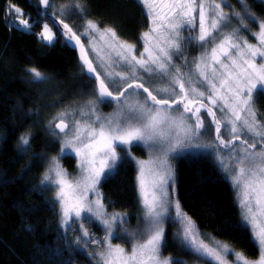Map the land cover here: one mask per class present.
I'll list each match as a JSON object with an SVG mask.
<instances>
[{
    "label": "snow or ice",
    "instance_id": "snow-or-ice-1",
    "mask_svg": "<svg viewBox=\"0 0 264 264\" xmlns=\"http://www.w3.org/2000/svg\"><path fill=\"white\" fill-rule=\"evenodd\" d=\"M137 2L148 9L151 21L150 30L144 32L141 37L144 41V51L139 54V57L133 45L118 42L119 38L114 29L106 28L100 31L95 22L91 20L86 22L85 35L93 32L99 34L101 38L107 36L118 42L117 46L120 51L117 55L124 62V67L118 72L106 71L105 76L108 80L106 83L93 66L92 61L88 59L80 36L72 30L68 23L56 17L55 10L49 12L53 7L50 0H39L43 11L37 8V15L53 18L54 23L62 25L59 30L61 35L66 37L67 42L72 44L75 41V45H79L86 71L98 82L97 101H115L124 109L115 118L107 119L95 126L86 122L82 125L80 121L73 120L70 138L66 131L68 129V124L65 122L67 113L59 114L56 120L50 123L49 127L53 129V135L58 136L59 133H64L61 154H64V149H71L81 161L82 175L74 183L67 179L65 171L55 158L53 166L42 181V183L57 185L55 199L60 208L61 227L67 232L72 229L73 224H78L80 236L77 237L75 243L80 244L81 237H83L84 245L87 246L92 241V237L85 223H90L93 218L98 220L106 229L107 248L104 253L100 254L102 264H183L182 261H174L170 257L162 258L161 256L165 218L168 216L171 203L166 186L169 182L173 187L175 185V170L167 157L169 153L183 151L185 147H216L215 144L202 145L198 142L201 136L200 130L205 128L200 115L201 109H204L211 117L215 140L219 141L220 146L229 148L236 141L244 145L239 150L240 155L236 157V170L232 174V180L234 186H240L242 226L251 232V238L259 250V258L256 261H250L226 244L214 242L216 246L209 247L208 244L199 240L194 223L181 211L178 201L175 202L173 219L184 222L183 238L190 248L201 256L215 261L216 264H228L227 255L229 253L235 258L233 264H264V124L256 119L254 101V94L264 95V20H260L251 12L246 0H238L249 20L258 26V31L252 33L257 40L254 44L243 37L240 29H234L229 34L222 35L219 24L221 21L228 20L221 6L223 0L220 3L211 0L207 8L205 0H199V3L198 0H161L159 4L155 0H137ZM74 8L78 13L83 12L79 3H76ZM197 9L199 10V34L196 39L201 43V47H204L206 41L209 44L216 41L217 38L213 36V32L221 38L198 58L195 67L199 79L194 83L191 77L185 80L180 74V69L171 64L170 49H175L176 53L181 52V45L177 39L180 35L179 28L182 25L195 27L194 13ZM208 9L211 10V17L208 16ZM8 11L16 15V27L21 31L31 32L34 25L39 23V20L30 23V17L23 18L24 14L21 9L15 5L10 4ZM63 11L61 10L62 14ZM235 15L240 17V25L247 29L244 17L240 16V13H235ZM206 23L209 26H206ZM161 28L164 29L163 32ZM39 37L48 45L53 44L56 38L47 23L42 24ZM209 37L211 39H208ZM153 48L156 51H153ZM222 57L226 58L227 62L221 59ZM141 70L150 76L154 73L161 76H172L171 92L168 89L157 90L158 93L161 91L169 93L167 98L163 96L158 98L153 94V91L142 82L143 76L138 75ZM28 71L34 81L44 80L43 73L37 68L33 67ZM109 83L114 90H110ZM197 84L201 85L204 90L197 87ZM140 93L146 94L143 103L139 100L133 104L128 103L129 97ZM204 99L208 103H205ZM89 103L92 105L90 113L95 115L96 102L90 101ZM177 105L179 107L175 110L180 115L173 116L168 110ZM209 105H218V110L224 113V116L218 118L213 107ZM186 113H191V116H186ZM192 117H195V123L188 124L186 121ZM96 120L100 121L101 118L96 116ZM222 120L225 121L230 133V139L227 141L221 135ZM165 124L179 128L183 132V138L178 135L175 142L169 138L167 143H164L165 133L161 126ZM55 129H59V132ZM242 135L251 137V142L249 139H241ZM185 139L189 141L188 144H185ZM30 140L31 134L28 132L19 137V144L25 153L30 151ZM133 141L159 145L156 151L162 153V156L138 162L139 190L146 209L145 218L148 221L147 238L144 242L134 245L131 255H127L123 248L119 245L113 246L111 243L113 225L116 222L123 224L126 221L119 214L105 215L97 185L101 178L109 179L118 174L119 165L124 158L117 153V147L126 151V157L135 159L127 150V146L132 145ZM257 144L260 145L259 149H257ZM233 152H236V149H233ZM218 159L221 164L225 163L219 154ZM146 171L152 176L151 193L145 180ZM90 192L95 193L96 199L88 198ZM52 264H57V262L53 260Z\"/></svg>",
    "mask_w": 264,
    "mask_h": 264
},
{
    "label": "trees",
    "instance_id": "trees-1",
    "mask_svg": "<svg viewBox=\"0 0 264 264\" xmlns=\"http://www.w3.org/2000/svg\"><path fill=\"white\" fill-rule=\"evenodd\" d=\"M50 3L53 7L49 12L55 10L56 17H64L65 23L80 35L91 20L102 29H114L121 41L141 46L143 33L151 27L148 9L137 0H50ZM76 3L82 6V13L74 8ZM246 3L256 17L264 20L262 0H246ZM10 4L24 12L23 18L30 17V23L39 20L31 32L16 27L17 17L8 11ZM10 4L9 0H0V264H52L53 260L57 264H93L75 244L74 237L62 229L53 191L42 181L52 159L61 151L60 136L46 130L45 121L51 114L56 117L77 109L80 101H97L96 82L87 77L58 24L47 16L37 15V8L43 11L39 0H10ZM224 4L229 14L224 25H237L236 29L253 41L252 33L258 31V26L249 20L242 4L238 0H226ZM59 10H64L63 14ZM235 13L244 17L247 29L240 25V17ZM44 23L56 36L51 45L39 37ZM189 38L185 37L182 44L193 42ZM33 67L51 82L34 81L28 71ZM104 79L108 83L105 76ZM85 81L95 87L92 90L84 87ZM47 85L50 89L45 93L41 86ZM112 87L109 84L110 90ZM99 104L100 111L105 113L114 105ZM255 107L259 121L264 124L263 102ZM86 111L89 107L84 105L71 113ZM25 132L31 134L27 153L19 144V137ZM132 150L135 156L146 157L141 147ZM121 157L124 159L118 174L104 180L100 189L108 210L128 214L135 224L141 213L137 169L125 150ZM63 162L71 171L76 170L77 161L70 154L64 156ZM172 162L173 196L181 211L203 234H210L249 259L258 258L259 250L251 232L242 226L236 193L214 159L208 155H190L175 157ZM92 228L96 235L104 232L97 225ZM170 232L171 229L167 231L163 254L183 264L195 260L190 250L168 236Z\"/></svg>",
    "mask_w": 264,
    "mask_h": 264
},
{
    "label": "rangeland",
    "instance_id": "rangeland-1",
    "mask_svg": "<svg viewBox=\"0 0 264 264\" xmlns=\"http://www.w3.org/2000/svg\"><path fill=\"white\" fill-rule=\"evenodd\" d=\"M155 2L157 4H159L161 2V0H155ZM210 2H211V0H205L206 8H207V5L210 4ZM216 2L220 3L221 0H216ZM198 3H199V0H198ZM224 3H226V0H223V3L221 4V6L224 8V12L226 13L228 20H229V14L227 13V9H226ZM157 10H159V9H157ZM59 11L61 12V10H59ZM21 12L24 14V12L22 10H21ZM64 15H66L65 12H64ZM194 16L196 17V19L194 21L195 27L182 25L179 28L180 35L177 39H178V43L181 45V52L176 53L175 49H170V52L172 53L171 64H174L176 67H178L180 69V74L182 75V77L185 80H187L189 77H191L193 82L195 83L199 79L198 73H197V70L195 67V64L198 61V58H200L205 51L209 50L215 42H218V40L221 38V36H218L216 32H213V36H216V38H217L216 41H214L213 44H209L206 41L204 47L202 48L201 43L196 39V37L199 34V10L198 9L194 13ZM208 16L209 17L212 16L210 9H208ZM62 20L64 22L66 21V19L64 17L62 18ZM228 20L227 21H221L219 24V28L222 29V35H227L230 32H232L234 29L238 28L237 25H233V26L232 25H224L225 23L228 22ZM206 26H209V24L206 23ZM99 29H100V31L104 30L100 27H99ZM86 31H87V28L85 27L83 33L81 35L78 33L77 35H79L80 38L83 40L87 56H88L89 60L92 61L93 66L96 68V70L100 74L101 78L104 79L106 71H113V72L121 71L122 68L124 67V62L122 60H120L119 56L117 55V53L120 51L119 47L117 46V43L123 42V41H121L120 39L118 42L113 41L107 36H105L104 38H101V36L99 34L93 33V32H89L87 35H85L84 33ZM161 31L163 32L164 29L161 28ZM241 34L243 35V33H241ZM189 36H191V39L189 38L190 41H193V42L182 44L183 39H185V37H189ZM243 37L245 39H247L250 43H254V44L257 43V40L255 37H254L253 41H251V39L245 37V35H243ZM208 39H211V37H209ZM55 40H56V38H55ZM128 44H131V43H128ZM131 45H133L135 47L136 55L139 57V54L144 51V41H143L141 46H136L134 44H131ZM149 46L151 47V45H149ZM162 46L167 47L166 45H163V44H162ZM195 47H198L199 49H197V48L195 49ZM152 50L156 51V49H154V48ZM221 59H224L225 62H227L226 58L222 57ZM84 70H85V67H84ZM170 71H171V66H170ZM84 72L86 73V70ZM101 72L104 74V76L102 75ZM138 75L143 76L142 82H144L145 85L147 87H149V89L151 91H153V94L158 96V98H161L162 96L165 98L168 97L169 93H165L162 91L158 93L157 90L158 89H168L169 92H171L172 87H173V85L171 84V80H172L171 75L161 76L158 73H154L150 76L148 74L143 73L142 70L140 72H138ZM42 82L50 83L51 81H49V78L44 77V80L39 82V83H42ZM83 85L86 88L90 87V90H92L95 87L90 81L88 83L86 81L83 82ZM185 86H186V88L188 87L187 84ZM196 86L200 87L201 90H204L201 85L197 84ZM41 88L45 93H47L50 89V86L49 85L41 86ZM112 90H114L113 87H112ZM177 91H178V89H177ZM205 95L207 96V92ZM62 96H63V94L60 95V97H62ZM144 97H145V95L142 93L133 94L131 97H129L128 103L133 104L137 100H139L141 103H143ZM257 97H258V99H257ZM90 101L96 102L95 103V115H92L90 113V109L92 108V105H90V103H89ZM254 101H255V105H257V106H259V104H261V102H263V104H264V95L254 94ZM204 102L208 103V101L206 99H204ZM107 103H111V102H107ZM77 104H78L77 106H79V107L75 110H71V111L67 112L68 115L65 117V122H67L69 124V127H70L68 130L69 138L71 137V134H72L71 130L73 128V120L80 121L82 125L85 124V122H86L87 124H92L93 126H95L98 123L103 122L107 119L115 118L118 115V113H120L122 110H124L122 108V106L116 102V103H114L113 107H111L110 111H108L106 113L101 112L100 108H99L100 107L99 101H96L95 99H88L86 101H80ZM218 104H219V102H218ZM84 105L89 107V111L80 112L79 114L78 113H71V112H75L79 109H83ZM209 106L213 107V110L216 111L218 118L224 116V113H221L218 110V105H209ZM175 109H169L168 111L173 116H179L180 113L177 112ZM185 115L191 116L188 114H185ZM200 115L204 121L205 128L200 130L201 136L198 138V142L202 145L215 144L216 147H211V146L200 147V148L185 147L183 149V151L178 150L177 152L169 153L167 159H168L169 163L172 165V167L174 168V164L172 161L175 160V157L178 158V157L190 156V155L191 156H194V155L211 156L214 159V161L217 163V165L219 166L221 173L226 177V179H228L232 188L234 189V192L236 193V197L238 200L239 208H240L241 213H242L243 210L240 207V199L242 198V193L240 190V186H234L233 180H232V174L236 170L235 169L236 157L238 155H240L239 150L241 148H243L244 145L237 144L233 148V149H236V152H233V149L230 150L227 148H225V149H227V151L223 150L220 147V145L217 143V141L215 140L214 125H211V117H209L207 115V113L204 109H201ZM96 116H99L101 118V120L97 121ZM54 117H55V115L51 114L49 116V119H47L45 121V124H44L45 129L49 130L51 132L53 131V129L50 130L49 125H50V123H52L53 121L56 120L57 116L55 118ZM256 119L259 121L257 112H256ZM69 120H71L72 124L69 122ZM56 122H58V121H56ZM186 122L188 124H194L195 123V117H192V119L187 120ZM221 124L224 127V132H223L222 137L227 141L228 139H230V133L227 130V127L225 125L224 120H222ZM161 127L165 133L164 143H167V140L169 138H171L172 141L175 142L178 135L180 138H183V132H181V130L179 128L175 127L174 125L165 124V125H162ZM55 131L57 132L56 129H55ZM58 136H60L59 137V139L61 140L60 146L62 148L63 147V139L62 138L64 137V134L59 133ZM241 138L249 139V142H251V137H249V136L242 135ZM193 142H196V141H193ZM188 143H189V141L187 139H185V144H188ZM237 143H238V141H237ZM135 146H139L144 150L145 155H146L145 158H141V156H135L134 155L132 148ZM157 148H159V145H150L149 143H138L135 141H133L132 145L127 146V150L130 151L131 157H135V159H132V158L131 159L134 161V163L136 165V169H137L136 182H137V186H138L141 213L139 214V217H138L135 224H132L131 217L128 214L118 213V212H110L108 210L106 200H105L104 195L102 194V191L100 189L101 183L106 179L101 178L100 183L97 185V188L101 194V202L104 205L105 215L106 216H112L114 214H119L126 221L123 224L116 222L113 225V230H112L113 231V237L111 239V243L113 246L119 245L121 248L124 249L125 254H127V255H131V251H132V248L134 247V245H136L137 243L144 242L147 238L148 221L145 218L146 209L143 206L142 198H141L140 190H139L138 177L140 174V169H139V163L138 162L139 161H148L149 159H156V157L162 156V153H160L159 151H156ZM116 150H117V153L121 156V152L124 149H122L121 147H117ZM228 150H230V151H228ZM67 154H70V156H73L77 161V168L75 171H71L63 162V158ZM218 154L225 161L224 164H221L219 162ZM53 159H52V164L48 167L46 174L49 173V169L53 166ZM55 159L58 160L60 167L65 171V173L67 175V179L69 181L74 183L76 180L81 178L82 172H81V167H80V165H81L80 158L77 155H75V153L71 149H64L63 155L61 154V151H60L59 156L55 157ZM145 180H146L147 186L149 188V192L151 193V191H152V189H151L152 176L147 171L145 172ZM46 185H48V187L51 188V191H53V195L55 198L57 185L52 184V183H48V184L46 183ZM166 187H167V191L169 192L168 199L171 201V203H170L169 208H168V216L165 218L163 245L165 244V241L167 239V237H166L167 231L169 229H171V232L168 236H172L177 242L182 244L186 250H190L191 253H193V255L196 257V258L192 257V259H195L193 261H187V260L184 261L186 264H216V262L212 261L210 258L205 257V256H201L199 253L193 251L190 248L188 242L183 238V229L185 226L184 222L173 219V217L175 216V202H176V200L173 196V188L174 187H173L171 182H169ZM157 194H159V193H157ZM88 198L90 200L96 199L95 193L90 192L88 194ZM56 202L58 204V201H56ZM59 211H60V208H59ZM187 217H189V216H187ZM60 222H61V213H60ZM92 225H97L99 228H102L104 232L101 235H96L93 232ZM194 225H195V228L198 232V239L202 240L205 244H208L209 247H215L216 245L214 242H219L220 244H224V243L218 241L217 239H215V237L211 236L210 234H203L195 223H194ZM85 227L88 229V231L92 237V241L87 246H85L84 245V238L81 237V243L80 244L75 243V244L78 246V248L80 250H82L84 252V254L88 257V259L93 264H102L100 254L104 253L106 251V248H107V241H105L106 229L101 225V223L98 220H95V218H93L90 223L86 222ZM65 233H69L70 235H72L74 237L73 241L75 242L77 237L80 236V230H79L78 224H73L72 229L65 232ZM163 247L164 246H162V248H161L162 258H169L168 256H165L163 254ZM170 258L172 260L176 261V258H174V257H170ZM258 258L254 259L253 261L258 260ZM234 259L235 258L231 253H229L227 255L228 264H233Z\"/></svg>",
    "mask_w": 264,
    "mask_h": 264
},
{
    "label": "water",
    "instance_id": "water-1",
    "mask_svg": "<svg viewBox=\"0 0 264 264\" xmlns=\"http://www.w3.org/2000/svg\"><path fill=\"white\" fill-rule=\"evenodd\" d=\"M47 17H49V16H47ZM50 18V17H49ZM50 19H52L53 20V18H50ZM59 26V29L60 28H62V25H58ZM65 38V40H66V42H67V39H66V37H64ZM80 40H81V43L83 44V46H84V49H85V45H84V42H83V40L80 38ZM67 44H68V46L70 47V49L71 50H73V51H75L76 53H77V56H78V60H79V62H80V64L82 65V66H84L85 67V70H86V66L83 64V61H82V59H81V52H80V47H79V45H75V41H73L72 42V44H69L68 42H67ZM73 45H75V46H73ZM85 53H86V51H85ZM86 55H87V53H86ZM88 57V56H87ZM89 59V58H88ZM86 75L90 78V79H92V80H94L95 81V77L93 76V75H90L87 71H86ZM96 82V81H95ZM96 87L98 88V82H96ZM131 91V90H130ZM143 94V93H142ZM127 95V94H126ZM145 96H146V94H144ZM111 103H116L115 101H112ZM177 107H179L178 105L177 106H174V108L173 109H175V108H177ZM186 114H188V115H191V113H186ZM217 115V114H216ZM67 123V122H66ZM68 124V123H67ZM57 130V132H59V129H56ZM68 130H69V124H68V129H66V131L68 132ZM223 132H224V127H223V125L221 124V135H223ZM60 134H64V133H60ZM217 143L219 144V141H217ZM237 143V141L235 142V144ZM234 144V145H235ZM233 145V146H234ZM232 146V147H233ZM221 148H225V147H223V146H220ZM232 147H229V148H232ZM228 148V149H229Z\"/></svg>",
    "mask_w": 264,
    "mask_h": 264
},
{
    "label": "flooded vegetation",
    "instance_id": "flooded-vegetation-1",
    "mask_svg": "<svg viewBox=\"0 0 264 264\" xmlns=\"http://www.w3.org/2000/svg\"><path fill=\"white\" fill-rule=\"evenodd\" d=\"M214 111H215V110H214ZM215 112H216V111H215ZM216 114H217V113H216ZM217 116H218V115H217ZM241 139H243V138H241ZM237 144H241V143L238 141V143H236L234 146L232 145L233 147L231 146L232 148H229V149H230V150L233 149ZM259 148H260V145L258 144V145H257V149H259ZM222 149L227 151L228 148H227V149L222 148ZM230 150H228V151H230ZM229 248H231V247H229ZM231 249H232V248H231ZM232 250H233V249H232ZM234 251H235V250H234ZM236 252H238V251H236ZM239 253H241V252H239ZM241 254H243V255H244L248 260H250V261H253V260H254V259H253V260H252V259H249L244 253H241Z\"/></svg>",
    "mask_w": 264,
    "mask_h": 264
},
{
    "label": "bare ground",
    "instance_id": "bare-ground-1",
    "mask_svg": "<svg viewBox=\"0 0 264 264\" xmlns=\"http://www.w3.org/2000/svg\"><path fill=\"white\" fill-rule=\"evenodd\" d=\"M206 103V102H205Z\"/></svg>",
    "mask_w": 264,
    "mask_h": 264
}]
</instances>
